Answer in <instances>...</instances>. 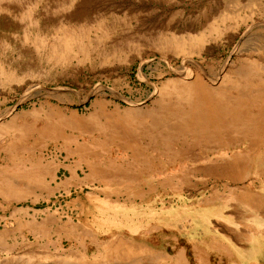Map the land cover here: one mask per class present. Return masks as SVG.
<instances>
[{
	"label": "rangeland",
	"instance_id": "rangeland-1",
	"mask_svg": "<svg viewBox=\"0 0 264 264\" xmlns=\"http://www.w3.org/2000/svg\"><path fill=\"white\" fill-rule=\"evenodd\" d=\"M0 264H264V0H0Z\"/></svg>",
	"mask_w": 264,
	"mask_h": 264
},
{
	"label": "bare ground",
	"instance_id": "bare-ground-1",
	"mask_svg": "<svg viewBox=\"0 0 264 264\" xmlns=\"http://www.w3.org/2000/svg\"><path fill=\"white\" fill-rule=\"evenodd\" d=\"M189 86H190V87L193 86L192 88H196L195 85H189ZM186 89H189V88H186ZM174 123H175V126H174V127H172V126L169 127L167 124H165L163 127L167 126L168 128H172V130H174L173 133H177V131H178V130H177V128H178V126H177V122L175 121ZM154 125H155V124H154ZM158 125H159V124H158ZM160 127H161V126H160ZM163 127H162V128H163ZM163 129H164V128H163ZM163 129H162V130H163ZM145 132H146V131H145ZM171 134H172V133H171Z\"/></svg>",
	"mask_w": 264,
	"mask_h": 264
}]
</instances>
